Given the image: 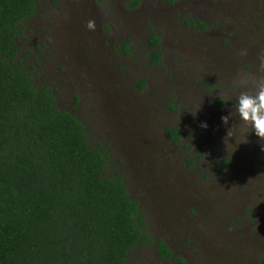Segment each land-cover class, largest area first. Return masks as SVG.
<instances>
[{
    "label": "rangeland",
    "instance_id": "1",
    "mask_svg": "<svg viewBox=\"0 0 264 264\" xmlns=\"http://www.w3.org/2000/svg\"><path fill=\"white\" fill-rule=\"evenodd\" d=\"M142 1L141 7L127 11L125 7L128 8L130 3L123 0H107L101 5H96L95 0H60L59 7H54L52 0H39L40 19L36 20L37 15L31 21V31H36L37 45L48 46L40 55L29 57L28 64L32 65L34 59L39 60L37 72L40 77L48 79L53 76L52 83L61 87V106L84 121L93 146L100 143L109 153L108 175L115 177L119 174L125 180L131 197L140 202L147 232H153L154 236L158 233L156 224L160 220L157 209L160 210L158 200L161 198L159 196L152 200L155 196L149 195L151 183L142 175L147 159L155 158L153 151H148L150 142L155 143L163 152H168L165 148V123L180 128L186 139V150L182 145L179 146V151L172 147L179 167L186 168L185 157L193 158L198 153L204 154L198 164L200 169L194 167V171H191L188 167L181 170L183 175H190L194 179L199 192L196 204L201 207V213L205 210L206 213L203 214L208 215V209L217 213L220 209L228 208L227 205L240 208L241 203L244 206L242 229L250 226L252 232L257 231L259 235L255 236L253 233V237L258 240L262 238L264 246V141L256 137L234 111L239 93L253 91L258 84L256 81L264 79V55L254 58L252 62H241L252 71L249 75L240 66L230 71L220 66L215 67L212 64L216 62L213 53H208V62L205 61L203 65L193 64L171 45L165 48L167 52L165 59L161 61L162 65L153 67L150 56L155 50L146 44L147 23L151 17H156L159 6L157 0ZM94 16L96 20L92 23L93 28L86 30L83 18ZM54 22L56 25H53ZM70 29L76 30L77 36L87 44L84 53L82 49L80 53L74 50L73 42L77 39L73 38ZM128 39L133 41L132 56L121 55L122 49H115L117 42ZM33 41L30 42L31 46ZM163 42L164 46L169 45L170 39ZM24 47H27L25 43ZM263 49L264 46L259 48ZM197 51L194 50L191 55ZM46 52L49 54L46 55ZM96 61L98 66L104 65L103 75L108 79L104 86L89 78L91 75L86 64L92 66L94 63L90 70L93 73ZM184 71H188L190 77H185ZM110 78L125 85V91L121 92L136 97L141 92L139 100L157 99L158 104L154 101L152 108L143 107L142 116H126L128 112L138 110L127 109L122 102L114 100L116 87ZM142 81H146L143 91L137 86ZM236 82H239L238 85ZM106 92L112 97V109H105L103 105L108 107ZM100 93L108 100L100 97ZM220 95L231 106L221 107L214 115L208 107L211 100L221 98ZM76 98L80 100L76 102ZM170 111L173 113H168ZM231 112L232 115L225 123L222 117ZM113 113L116 114L117 121L111 116ZM196 129L203 132L199 133ZM214 132L218 134L214 135ZM204 136L208 142L205 148L199 150L196 144L203 143ZM144 152L148 155L140 157ZM205 174L208 179L204 178ZM210 175L213 178L209 180ZM152 182L158 184L154 180ZM252 183L249 195L240 198V195H246L248 191L244 192L243 188ZM250 209L256 214L254 222L244 214ZM203 218L207 219V216ZM189 238L191 237H187ZM186 248L185 251L188 250L187 246ZM262 253L259 257L264 259V252ZM155 259V250L152 251L151 248H139L130 255L131 264H157Z\"/></svg>",
    "mask_w": 264,
    "mask_h": 264
},
{
    "label": "trees",
    "instance_id": "2",
    "mask_svg": "<svg viewBox=\"0 0 264 264\" xmlns=\"http://www.w3.org/2000/svg\"><path fill=\"white\" fill-rule=\"evenodd\" d=\"M39 6L0 0V264H131L130 255L154 241L140 202L119 174L108 175L109 153L61 106V87L40 77L38 59L28 64L48 46L31 31ZM159 41L155 33L149 39L156 66ZM130 43L122 45L126 56L134 53ZM167 132L182 140L179 129ZM158 247L170 258L162 241Z\"/></svg>",
    "mask_w": 264,
    "mask_h": 264
},
{
    "label": "flooded vegetation",
    "instance_id": "3",
    "mask_svg": "<svg viewBox=\"0 0 264 264\" xmlns=\"http://www.w3.org/2000/svg\"><path fill=\"white\" fill-rule=\"evenodd\" d=\"M59 1L56 0V3H53L54 7H59ZM123 1H129L130 3L132 0ZM95 3L96 5L104 4V2L97 0H95ZM142 3L143 1L140 0L137 8L141 7ZM157 5L159 7L156 11V17H151V20L147 23L146 44L149 48L157 50V47H152L149 44L151 35L155 33L160 39L159 49L163 53L161 61L165 59L167 52L165 48L174 45V48L178 49L181 52L180 54L191 60L193 64L203 65L207 61L208 53H213L216 62L212 64L215 67L218 68L220 66L230 71L236 66H240L241 70H244V72L248 71L249 75H251L252 71L242 63L252 62L254 58L264 55V49L259 50L260 47L264 46V0H157ZM125 9L134 11V9L129 7H125ZM37 15L36 20H39L40 16L39 14ZM95 20V16L94 18H83L85 29L91 30L93 26L89 27V22L93 23ZM53 25H56V23L54 22ZM70 33L73 38L77 39V41L73 42L75 45L74 50L80 53L82 49V53H84L87 44L82 42L83 40L77 36L78 32L76 30L70 29ZM34 34H36V31ZM167 39H170V44L164 46L162 41ZM130 41L129 46L132 48L133 41ZM124 42H117L115 49L120 51ZM107 45L110 47V42ZM194 50L198 51L196 54L191 55ZM121 55L125 56L122 50ZM94 57L97 59V55L94 54ZM180 60L183 59L181 58ZM161 61L160 66L162 65ZM150 64L153 67L156 66L152 64V56H150ZM93 66L94 63H92V66L91 64H86L89 75H91L89 76L90 80L98 82L102 86L106 85L108 79L104 78L103 75L104 65L98 66L96 61L94 72L91 73L90 70ZM58 72H61V70ZM183 74L185 77H190L188 71H184ZM52 78L53 76L49 77L48 82H53ZM251 78L255 79L253 76ZM110 79L116 87L114 100L122 102V105L127 109L138 110L128 112L126 116L132 114V116H142L143 107L152 108L154 101L158 104L157 99L139 100L141 92H139L137 97L132 94L128 95L127 92H121L125 91V85L119 83L115 78ZM238 83L236 82L237 85ZM137 86L142 91L144 90L139 85ZM106 93L109 100L101 93L100 97L108 100V104L106 103L108 107L106 108V105H103L105 109H109L111 108L112 97H110L108 92ZM220 97L212 99L210 107H208V110L214 112V115H216L215 111L221 109V107L231 106L224 100L222 95ZM173 98L171 99L173 100ZM216 100H221L220 107L216 106ZM169 108L174 110L173 106L169 105ZM168 113H173V111ZM111 116L115 117L117 121L115 113ZM168 128L179 129L183 136L182 140L173 142L167 132ZM196 130L199 133L203 132L199 129ZM124 136L128 138L125 133ZM164 136L167 144L165 148H167L168 152H163L161 148L154 145L155 143L150 142L148 151L152 150L155 158L147 159L146 168L143 170L144 173L142 175L151 183L150 187L152 190L149 195L151 197L155 196V199L152 200H156L159 196L161 198L158 200L160 210L157 209V215L160 220L156 224L158 233L155 236L153 232L149 233L154 241L143 247V249L148 250L151 248L152 251L153 249L155 250L156 259L154 262H157V264H264V259L259 257L264 252L262 238L258 240V238L253 237V233L255 236L259 235V233L254 230L252 232L250 226L244 230L242 229L244 225L242 222L244 206L240 202V208L234 205H227L226 207L228 208L220 209L217 213L215 211L213 213L212 210L208 209V215L203 214L206 213L205 210L201 213V207L196 204V195L199 192L194 184V179L190 175H183L181 170H186L189 167L192 169L191 171H194V167L199 168L198 164L204 154L198 153L193 158L185 157L186 168L179 167L173 156L175 152L172 147L177 151H179L180 145H182L184 150L188 148L184 134L180 128L164 123ZM205 136L203 143L196 144L199 150L205 148L208 142ZM147 155L144 152L141 153L140 157ZM141 164L143 165L142 162ZM204 178H207L206 174ZM212 178L210 175L209 180ZM152 180L158 184L155 185ZM251 186H253V183L246 187L244 186V192L248 191L246 195H240V198L249 195ZM207 195L210 194L208 193ZM200 197L201 195L199 199ZM251 209L245 211L244 214L246 213L254 222L256 214ZM204 216H207V219L203 218ZM187 237L191 238L187 239ZM160 241L170 251V258H164L161 255L158 247ZM186 246L188 247L187 251H185L187 249Z\"/></svg>",
    "mask_w": 264,
    "mask_h": 264
},
{
    "label": "clouds",
    "instance_id": "4",
    "mask_svg": "<svg viewBox=\"0 0 264 264\" xmlns=\"http://www.w3.org/2000/svg\"><path fill=\"white\" fill-rule=\"evenodd\" d=\"M92 26V22H89V27ZM234 111L239 120L250 127L251 132H254L256 137L264 141V79L258 81L253 91L245 90L239 93ZM231 115L232 112L228 116L222 117V120L226 123ZM262 150H264V147H262Z\"/></svg>",
    "mask_w": 264,
    "mask_h": 264
}]
</instances>
